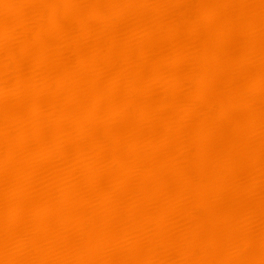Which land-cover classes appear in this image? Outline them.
Instances as JSON below:
<instances>
[{
  "label": "bare ground",
  "instance_id": "6f19581e",
  "mask_svg": "<svg viewBox=\"0 0 264 264\" xmlns=\"http://www.w3.org/2000/svg\"><path fill=\"white\" fill-rule=\"evenodd\" d=\"M0 264H264V0H0Z\"/></svg>",
  "mask_w": 264,
  "mask_h": 264
}]
</instances>
